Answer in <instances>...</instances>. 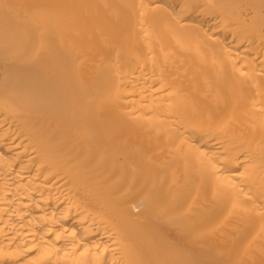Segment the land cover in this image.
Wrapping results in <instances>:
<instances>
[{
    "label": "bare ground",
    "instance_id": "6f19581e",
    "mask_svg": "<svg viewBox=\"0 0 264 264\" xmlns=\"http://www.w3.org/2000/svg\"><path fill=\"white\" fill-rule=\"evenodd\" d=\"M185 262L264 264V0H0V264Z\"/></svg>",
    "mask_w": 264,
    "mask_h": 264
},
{
    "label": "snow or ice",
    "instance_id": "6c2138e0",
    "mask_svg": "<svg viewBox=\"0 0 264 264\" xmlns=\"http://www.w3.org/2000/svg\"><path fill=\"white\" fill-rule=\"evenodd\" d=\"M3 7H4L5 10L7 11V10H9L10 8L14 7V6H11V5H7V4H5V5H3ZM157 7H162V5H157ZM170 7H171V6H170ZM179 7H180L181 11L183 12V11H187V10L191 9V8L193 7V5L188 4V3H185V4L180 5ZM165 10H166V9H165ZM185 264H192V262H185Z\"/></svg>",
    "mask_w": 264,
    "mask_h": 264
}]
</instances>
